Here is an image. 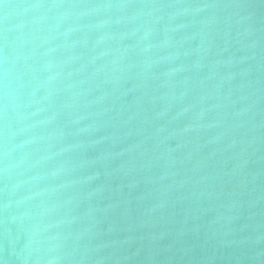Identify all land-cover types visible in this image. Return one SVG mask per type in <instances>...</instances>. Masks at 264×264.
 Masks as SVG:
<instances>
[{
	"label": "water",
	"instance_id": "95a60500",
	"mask_svg": "<svg viewBox=\"0 0 264 264\" xmlns=\"http://www.w3.org/2000/svg\"><path fill=\"white\" fill-rule=\"evenodd\" d=\"M0 264H264V0H3Z\"/></svg>",
	"mask_w": 264,
	"mask_h": 264
},
{
	"label": "snow or ice",
	"instance_id": "6c2138e0",
	"mask_svg": "<svg viewBox=\"0 0 264 264\" xmlns=\"http://www.w3.org/2000/svg\"><path fill=\"white\" fill-rule=\"evenodd\" d=\"M0 3H3V0H0Z\"/></svg>",
	"mask_w": 264,
	"mask_h": 264
}]
</instances>
